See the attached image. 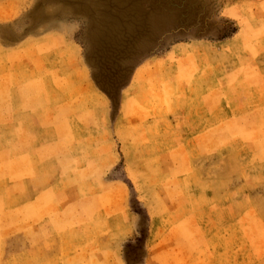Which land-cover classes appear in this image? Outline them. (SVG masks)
Here are the masks:
<instances>
[{
  "label": "rangeland",
  "instance_id": "374dc122",
  "mask_svg": "<svg viewBox=\"0 0 264 264\" xmlns=\"http://www.w3.org/2000/svg\"><path fill=\"white\" fill-rule=\"evenodd\" d=\"M0 264H264V0H0Z\"/></svg>",
  "mask_w": 264,
  "mask_h": 264
}]
</instances>
